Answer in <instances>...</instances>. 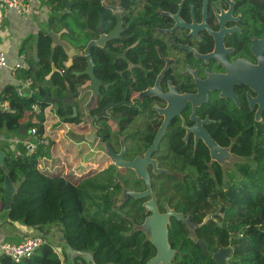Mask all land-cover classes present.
Masks as SVG:
<instances>
[{
    "label": "flooded vegetation",
    "instance_id": "flooded-vegetation-1",
    "mask_svg": "<svg viewBox=\"0 0 264 264\" xmlns=\"http://www.w3.org/2000/svg\"><path fill=\"white\" fill-rule=\"evenodd\" d=\"M96 2L100 7L96 28H86L92 24L87 14L80 19L83 28L77 45H83L82 49L74 46V38L67 30L61 36L78 51L71 68L62 70H67L78 84L77 97L72 95L65 104L73 108L69 119L73 122L69 124L84 131L85 127L91 131L93 124L103 156H107L105 144L109 143L115 155L123 156L127 163L145 160L160 135L157 148L151 151V160L162 172L156 174L153 165L147 171L161 213L166 212V205L177 211L180 193L201 191L197 178H213L220 189L230 182L232 175H241V166H253L236 147L243 144L247 130L264 125V108L257 102L258 92L264 95V0ZM106 12L112 18L111 28L104 20ZM53 15L50 13L48 22ZM49 31L39 35L37 42L40 45L48 41L50 63ZM89 45H93L90 55L93 59V52L96 59L95 96L91 77L82 74L88 69ZM56 51L65 57L61 48ZM68 98L69 95L65 100ZM78 119L80 123L76 124ZM204 134L224 150L222 161L213 160ZM110 160L112 165L94 177L105 178L103 173L112 168L111 191L116 192V209L139 202L145 216L142 225L148 216L144 204L151 197L122 200V194L124 190L146 192V183L134 171ZM192 183L195 186L189 189ZM166 187L173 206L160 196ZM98 193L102 192L95 195L101 196L99 200L104 206L103 193ZM102 206L91 214H98ZM207 218L206 223L218 221L207 215L202 226ZM132 222L134 227L138 226L133 219Z\"/></svg>",
    "mask_w": 264,
    "mask_h": 264
},
{
    "label": "trees",
    "instance_id": "trees-1",
    "mask_svg": "<svg viewBox=\"0 0 264 264\" xmlns=\"http://www.w3.org/2000/svg\"><path fill=\"white\" fill-rule=\"evenodd\" d=\"M70 2L72 7L68 10L64 0L51 1V12L54 15L48 23L49 29H66L74 38V46L82 49L83 45H77V38H80L83 28L80 19L87 14L92 24L86 28L94 30L100 7L96 0ZM111 19L110 13L106 12L104 20L108 28L113 26ZM28 43L30 40L25 45ZM22 50V53L25 52L26 46ZM92 55L96 61L93 52ZM48 57L49 48L47 51L43 49L40 63L30 61V70L18 72V79L32 82L29 93L20 97L16 92L15 82L13 86H5L0 94V102L10 107L6 111L0 105V132L6 131L28 139L33 138L31 131L36 130V138H33L36 149L33 153L29 154L27 145H19L16 148L19 153L17 150L10 151L5 159L7 170L0 166V186L9 177L16 187L11 209L7 212L8 217L11 222L33 229H48L59 224L68 244L75 250L93 252L97 264H147L156 256L157 250L132 222L133 219L138 226L143 222L144 209L136 201L116 209V192L111 191L112 168L103 173L106 176L104 181H95L94 177L77 185L39 168L40 160L50 157L52 146L51 142L49 145L42 143L46 138L47 119L44 111L49 107L44 103L46 95L65 100L69 95V87L75 97L78 95V84L69 76L67 70L62 71L65 68V57L59 51H56L53 63L61 72L57 71L47 80L52 71V63L48 62ZM77 63L76 67L79 66V61ZM35 105L39 107L40 113L34 110ZM53 111L61 122H73L69 120L73 115L71 106L61 103ZM75 123L79 124L80 120ZM22 126H26L28 135L19 134ZM236 148L237 151L240 149L242 156L252 161L253 166H241V175H232L230 182L220 189L216 187L213 178H197V182L202 184V190L182 192L176 200L177 211L189 216L198 226L197 240L204 241L207 249L191 238L184 223L172 219L169 229L170 244L174 250L179 251L175 264H217L213 255L222 248H231V257L227 264H264V125L247 130L243 144ZM200 164L198 168L201 171L203 164ZM219 183L223 184L222 178ZM194 186L195 183H192L189 189ZM168 189L166 187L160 196H164L169 205L173 206L172 198L169 199L166 194ZM88 191L93 196H88ZM98 191L103 193L104 206L98 214H103L105 218L101 221L85 216L87 208L83 200L86 192V198L96 207L94 197L97 198L95 194ZM88 211L92 213L93 210ZM218 212L220 215H216ZM207 215L214 216L218 221H209L202 226ZM45 239L46 243L32 258L14 263L10 258L1 256L0 264H60L63 256L54 251L48 238ZM77 264L87 263L79 259Z\"/></svg>",
    "mask_w": 264,
    "mask_h": 264
},
{
    "label": "water",
    "instance_id": "water-1",
    "mask_svg": "<svg viewBox=\"0 0 264 264\" xmlns=\"http://www.w3.org/2000/svg\"><path fill=\"white\" fill-rule=\"evenodd\" d=\"M64 2L66 8L68 10L71 9L72 3L70 2V0H64ZM63 32L65 33L66 29H64V31H62L61 33H57L55 30H51L48 33V36L52 40V44H51L52 53L50 58V62L52 63L51 64L52 71L47 77V80H50L54 76V74L58 71L55 64L53 63L56 49L61 48L65 54V57L68 58V60L64 63V66L67 69L71 68L73 58L76 55H78V51H76V49L72 45L68 44L66 41L61 39ZM92 46L93 45H89L86 51L87 60H88V69L86 70V72L82 74H86V75L88 74L91 77L92 80L91 90L93 91V95L95 96L98 87V80L94 75V62L90 55V50ZM76 75L79 76L80 73H77ZM258 93H259V98L257 102L260 104L261 108H264V95H262L261 92ZM72 95H73L72 91L70 90L69 87V98L67 99V101L66 100L63 101L59 98H53L49 94H47L44 99V103L48 104L49 106H52L54 109L57 110L59 104L69 103ZM74 112L76 113V108H74ZM258 116L259 113L257 117ZM19 134L28 135V129L26 128V126H22L20 128ZM159 137L160 135H158L156 142L151 148V151L157 148V145L159 143ZM204 140L207 146L211 149L213 160L222 161L224 150H222L216 144V142L210 139L207 134H204ZM85 141L91 144L97 141L96 129L93 124L91 125V133L85 136ZM151 151L146 155L145 160L137 159L136 161L127 163L124 162L123 156L117 157L115 155L114 150L112 149L109 143L105 144V152L110 159L116 161L121 168H126L134 171L138 179L143 180L146 183V187H147L146 192L136 193V192L124 190L122 194V200L127 199L128 197H133L134 199L137 200L151 197V200H149L144 204V208H146V213L148 214V216L145 219L144 223L137 228L138 231H141L145 234L147 241L150 242L157 250L156 256L150 259L147 262V264H175V260L179 251L174 250L172 245L170 244L169 229L171 226V219L174 218L178 222L184 223L190 231L191 238L194 240H197L198 227L194 223H192L190 217L185 216L183 213L177 212L175 209L170 208L168 205L165 206L166 209L165 213H161L159 211L157 206L158 200L152 189V183H151L150 175L147 171V167L149 165H153L154 172L156 174H160V172L162 171L161 170L158 171L155 161L151 160V154H152ZM5 158H6V154L4 152H0V166L4 170H7L5 164ZM231 159H233V157H231ZM2 187L5 192V209L6 211H10L13 203V197L16 193V187L13 185L9 177H6ZM207 220L208 218L206 219L205 223L207 222ZM52 229L56 230L55 237L48 236L47 238L53 244L54 247L62 249L64 255L66 256L67 264H77V260L79 259L84 260L87 264H97L93 252L75 250L68 244V242L65 240L63 232L60 230L59 224L52 227ZM46 230L47 229L40 230L41 231L40 234L36 237H44L43 233H46ZM197 242L198 244L202 245L205 250L207 249L204 241L197 240ZM230 255H231L230 249L222 248L220 249V251H218L216 254L213 255V259L216 261L217 264H226V261L227 259H229ZM108 264H114V263H108Z\"/></svg>",
    "mask_w": 264,
    "mask_h": 264
},
{
    "label": "crops",
    "instance_id": "crops-1",
    "mask_svg": "<svg viewBox=\"0 0 264 264\" xmlns=\"http://www.w3.org/2000/svg\"><path fill=\"white\" fill-rule=\"evenodd\" d=\"M29 1L32 7L37 11L33 15L28 14L27 16H20L13 11H9L4 7H0V49L6 51L9 65L8 68L2 71L0 94L5 86H13L15 84V80L12 77L11 68H13L20 61L22 56H25L30 64V61H33L37 64L42 61L40 59L41 50L44 49L47 51V46L49 48V45L46 43V41H43V43L40 45L37 42L39 35L44 32L41 24L45 23V21L47 23V20L50 17L51 11L47 5L48 3L44 2V0L43 3H38L36 0ZM28 40H30V43L25 45ZM24 46H26V50L22 53ZM0 105H2L1 102ZM51 113L52 119L47 120L45 124L46 139L52 143L50 153L51 155L49 158H43L40 160V169L49 173L50 175L64 177L73 184L77 185L88 176L95 175L94 173L97 172L96 170L99 165H94L92 160L96 159L97 162L100 163L102 157H100L99 152L96 150H91L89 146L91 143H87L84 139L85 142L82 140L83 142L81 141L80 143H77L83 146V148L79 150H84L86 147L87 154L91 157V159H86L81 163L80 159L70 160L69 156L72 150H70V154L66 153V147L68 146L67 142H71V145H75V142L73 143V140L68 139V137L66 138V125H68L69 128H74V125L61 122L60 118L56 114H53L50 107L45 109L46 119L51 115ZM9 134L10 136L8 140H6V144L0 148V152H4L6 157L10 151H16V148L19 147V145L14 144L15 141L21 142L20 145L24 144L25 142L30 144L35 143V140L31 137L26 139L14 133ZM17 153H19L18 150ZM98 157L101 159H97ZM54 161H59L60 163L54 164ZM7 212L8 211L5 209V192L1 185L0 239L5 243L20 244L26 239L36 237L40 234V230L42 229H33L20 223L11 222Z\"/></svg>",
    "mask_w": 264,
    "mask_h": 264
},
{
    "label": "built area",
    "instance_id": "built-area-1",
    "mask_svg": "<svg viewBox=\"0 0 264 264\" xmlns=\"http://www.w3.org/2000/svg\"><path fill=\"white\" fill-rule=\"evenodd\" d=\"M53 0H44L46 3H51ZM0 7H4L9 11H13L17 15L20 16H27L28 14H34L37 11L32 7L29 0H0ZM8 59L6 51L3 49H0V82L2 81V71L4 69L8 68ZM31 68V64L28 62L27 58L25 56H22L20 58V61L11 68L12 77L17 82L16 92L20 97H23L26 95V93H29V89L33 86L31 81H22L18 79V72L20 71H28ZM37 91V90H35ZM31 93H33L31 91ZM2 108L4 110H9L10 107L8 104L4 103L2 104ZM34 110L40 113L39 107L34 106ZM45 114V111H44ZM34 139L36 138V130L33 129L30 134ZM21 142L15 141L14 144L20 145ZM43 144L49 145L48 139H44ZM29 148V154L33 153V151L36 149V144H30L25 142ZM97 146V144H96ZM94 150V149H93ZM39 168H41L39 163ZM46 243L45 237H32L29 239H26L24 242L20 244H11V243H5L0 239V257L5 256L10 258L14 263H21L22 261L32 258L37 250ZM54 251L61 256V262L60 264H67L66 258H64V254L62 253V250L58 248H54Z\"/></svg>",
    "mask_w": 264,
    "mask_h": 264
},
{
    "label": "rangeland",
    "instance_id": "rangeland-1",
    "mask_svg": "<svg viewBox=\"0 0 264 264\" xmlns=\"http://www.w3.org/2000/svg\"><path fill=\"white\" fill-rule=\"evenodd\" d=\"M38 3H40V2H42L43 3V0H36ZM48 6H49V10H52L53 11V9H52V6H53V4L52 3H50V4H47ZM61 12V11H60ZM52 13V12H51ZM53 14V13H52ZM58 16V15H57ZM48 21H47V23H46V21H45V23H42L41 24V27L44 29V32H43V34L44 33H46L47 31H49V27H48ZM46 43H48V41H46ZM47 49H48V46H47ZM46 60H47V58H46ZM51 109H52V112H53V114H56L57 115V113L55 112V111H53V107L52 106H49ZM48 107V108H49ZM52 119V113H51V115L50 116H48L47 117V120H51ZM69 123H71V122H68V124ZM74 125V124H73ZM77 125H74V128H72V127H70L69 128V126L68 125H66V138L68 137V139H71V140H73V143L76 145H71V142H67L68 143V146L66 147V153L67 154H70V150H72V152H71V154H70V160H72V159H80V163L81 162H83V161H85L86 159H91V157L87 154V148L85 147L84 148V150H79V149H82L83 148V146L82 145H79V144H77V143H80L82 140L84 141V137H85V135H89L90 133H91V131H90V129L88 130V127H85V129H86V131H84L83 129H81V128H79V130L77 129ZM9 136H10V134L8 133V132H6V131H2V132H0V148L4 145V144H6V140H8V138H9ZM32 141V140H31ZM82 141V142H83ZM85 142V141H84ZM34 144H36V143H34ZM96 144H97V146H96ZM89 146H90V149L92 150V149H94V150H96L97 152H99V154H100V157H102V159L100 158V157H98L97 159H101V162L100 163H98L97 162V160L95 159V160H92V162L94 163V165H99V167H97V172L96 173H99V172H101V171H104L105 169H107L108 167H110L111 165H112V162H111V160L108 158L107 159V156H103L105 153H104V151H103V149H100L99 147H98V143L96 142V143H94V144H89ZM88 146V147H89ZM80 157V158H79ZM53 161V160H52ZM59 164L60 162L59 161H54V164ZM43 167V166H42ZM96 173H94L95 175H96ZM95 175H93V176H88V178H92V177H94ZM88 178H86V179H88ZM86 179H84V180H86ZM97 180H99V181H104V177L102 178H96L95 179V181H97ZM83 181V180H82ZM81 181V182H82ZM80 183V182H79ZM78 183V184H79ZM88 193V196H93V194L90 192V191H88L87 192ZM98 194H100V195H102V193H98ZM86 192H85V194H84V196H83V200H84V203H85V206H86V208H87V211H85V216L87 217V218H89V219H98V220H103L104 218H105V216L102 214V215H100V214H95V213H93V214H91L90 213V211H88V209L90 210H93V211H96V210H99L98 208H99V205L100 206H102V203H101V200H99V198H96V197H94V200H95V202L97 203V205H96V207L95 206H93V204H92V202L91 201H89L87 198H86ZM98 197H99V195H98ZM101 197V196H100ZM98 200H99V202H98ZM99 204V205H98ZM92 212V211H91ZM95 214V215H94ZM139 226H135V228H138ZM55 235H56V230H53L52 228H48L47 230H46V233H43V236L45 237V238H47L48 236H50V237H55ZM53 245V244H52ZM54 247V246H53ZM54 248H57V247H54ZM59 250H60V248H58ZM231 249V248H230ZM62 250V249H61ZM62 253H63V251H62ZM64 254V253H63ZM230 257H231V255H230ZM230 257H229V259H230ZM229 259H227V261H226V264L228 263V260Z\"/></svg>",
    "mask_w": 264,
    "mask_h": 264
}]
</instances>
